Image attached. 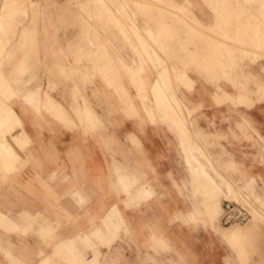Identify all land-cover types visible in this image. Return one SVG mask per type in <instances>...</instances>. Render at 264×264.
I'll use <instances>...</instances> for the list:
<instances>
[{"label":"crops","instance_id":"crops-1","mask_svg":"<svg viewBox=\"0 0 264 264\" xmlns=\"http://www.w3.org/2000/svg\"><path fill=\"white\" fill-rule=\"evenodd\" d=\"M171 5L186 15L166 17L167 7L157 2L153 16L137 28L154 31L157 44L176 59L166 65L176 73L201 52L193 47L175 52V44L211 42L217 19L203 0H171ZM56 15L36 39L41 54L18 55L12 63L27 72L14 77L13 95L6 100L21 126L0 131V141L15 153L11 163L0 153V264H244L247 251L240 242L264 238V220L243 205L250 220L223 225L219 195L227 191L237 198L246 189L264 206V98L235 103L241 113L229 114L228 100L214 97L217 86L229 87L222 82L213 87L207 80L211 64L204 59L186 69L193 83L183 91L202 108L195 118L179 122L178 116L159 113L166 106L178 113L164 77L143 76L158 54L146 56L142 48L139 60L131 45L139 46L134 34L122 36L107 28L110 23L103 32L95 27L85 34L72 13L63 21ZM141 66L144 85L129 79ZM103 69L107 78L100 76ZM115 74L139 113L124 107ZM215 96L240 97L221 90ZM51 101L67 113L66 123L51 113ZM83 101L93 114L81 123L73 109ZM228 171L237 179L227 177ZM123 186L132 187L130 195ZM215 213L221 214L217 221ZM106 216L109 225L119 221L124 231L107 245L95 236L85 242L84 235L96 230L110 238L102 223ZM256 242L253 250L259 252ZM251 264H260V258Z\"/></svg>","mask_w":264,"mask_h":264},{"label":"rangeland","instance_id":"rangeland-1","mask_svg":"<svg viewBox=\"0 0 264 264\" xmlns=\"http://www.w3.org/2000/svg\"><path fill=\"white\" fill-rule=\"evenodd\" d=\"M203 1L210 7L213 16L217 19V25L213 26L211 30L213 40L211 42L201 40V42L186 41L177 43L175 44L177 47L173 46L174 51L184 52L190 47L200 51V56L197 54L195 57H191V62L187 63L185 68L191 70L192 66H197L200 63L203 64L204 59L209 61L211 64V73L207 75V80L211 81L213 87L214 85H219L220 82H222V84L225 83L229 87L227 90L229 92H227L217 86V90L214 93L215 99L217 102L224 101L225 99L228 100L230 104L229 107L232 108L229 109V114L241 113V111L238 110L239 105L236 106L235 103L245 102L249 97L253 96L255 98L257 97V100L264 98V0ZM60 2L64 3V5L58 4ZM157 2L164 3L165 8L167 7L168 12L165 11L166 17H179L180 14L183 16L186 15L185 10L176 9L174 11L171 0H0V94L2 93L4 99L3 102L0 101V131L10 133L16 126H21L19 119L15 115L12 107L6 103V100L10 99L13 95L11 84L18 76L25 74L27 68L23 67L22 64L18 67L17 64L12 65V63L19 58L18 55L22 56L23 54L27 59L29 55L41 54L39 42H37L36 39L38 35L45 32V28L51 23L53 13H56L58 15H56L57 19H61L62 21L68 17V14L72 13L74 19H81V24L83 23V25H80V27L85 34L91 33L95 27L100 28V32H103L104 29L101 28L108 26L109 23L110 25L107 28L113 29V31L115 29V31L122 36L131 33L134 34L138 40L139 46L131 45L135 53H137L139 60H141V50L139 49L142 48L144 50L142 52H145L146 56L159 55L156 56L157 58L155 57L157 59L155 62L153 59L150 61L151 67L147 68L146 74L143 76L147 77L148 80L153 77L154 74H156L155 80L163 76L167 87V93L172 99L175 98L174 106L178 111L177 114L168 106L165 107L164 111L163 108H160L159 113L178 116L179 122H183L182 119L195 118V116L200 113L202 107L193 105L183 93L184 90L188 91L186 86L192 87L193 83V81H188L186 69H184V67L181 69L179 68L181 72H179L180 70L178 69L176 73L175 70L172 69V66L168 69V64H172L175 58L157 44L154 31L149 28L147 30L143 28L139 30L137 28L139 26V21L147 23V19L153 16L156 12L155 3ZM110 8L112 11H110ZM173 11L175 14L172 13ZM141 33L146 37L147 41L141 37ZM156 49H159V51L157 52ZM13 55L16 57H13ZM206 55L208 57H206ZM157 64H159V70H157ZM2 67L3 71L1 70ZM225 67L227 68L224 72L225 74L220 73ZM75 71H77V69H75ZM142 71V66L141 68L138 67L137 71L130 74L129 79L131 78L133 81L141 80L144 85V77L141 75ZM242 71L246 72L242 73ZM254 71L257 72L254 73ZM63 73L62 76L66 78L67 73L65 71ZM100 74L101 77L107 78V69L101 70ZM91 76H93V74L83 75L85 79ZM120 76L119 74L113 75L116 90L122 88ZM14 77L16 79H14ZM252 87L254 88L252 89ZM220 90L221 94H224V96L229 94L232 96L240 95V97L235 101H229L227 98L219 99L215 94H220ZM123 93L126 96H124V98H126L124 107H127L132 113H139L137 107L132 105V102L126 101L129 99L124 90ZM35 96L37 100L40 101L38 95ZM50 107L51 113L60 121L66 123L68 119L67 113H65L63 109H60L53 101H51ZM242 107L247 108L245 104ZM36 108H40L38 104ZM143 108V111L147 113L145 106H143ZM73 110L74 114L80 118L81 123H83V119L85 121H91L93 112L86 105L85 101H83L81 107L77 106ZM150 114H152V111ZM184 124L185 126L187 125L186 122H184ZM179 125L182 128L184 127L183 124L179 123ZM189 125L192 127L193 122H189L187 126ZM0 153L6 160H9L10 163L15 156L11 146L7 144L5 140L0 141ZM226 176L233 180L237 179L232 171H228ZM254 186V190L260 193L261 190L257 184ZM131 188L130 186H123V190L128 195L131 194V191H129ZM231 192L233 193V191ZM223 194H220L219 198L222 201L224 197V210L228 212L229 207H231V210L235 211L238 215L231 223L224 224L221 220L223 225L228 226L233 223H239L242 226L245 225L250 220L251 216L248 211L251 210L254 212V209L262 215L264 220V206H261L255 200L253 194H251L249 190L241 189L237 198L235 196H230L227 191H224ZM243 205L249 208V210ZM220 216L221 214L218 215L215 213L213 221H217ZM259 221L260 219L254 216V222ZM109 222L107 216L102 221L107 233H111V236H107L110 238H105L106 236L101 234L102 232L100 230H96V233L90 236L84 235L83 240L85 242H91V238L95 236L99 242L104 245L115 240L118 231H124V227L120 225L121 222L119 221L115 226L109 225L111 223ZM260 225L264 227V224ZM237 228L239 229L240 227ZM262 238L260 236V238L257 237V239L254 237L253 239L248 238L245 240L243 238L244 240H241V245L247 251V258L244 255V258L247 259L246 262H243L244 264H251L253 257L260 258V264H264V238ZM257 240L259 241V252L253 250L258 244L256 242ZM225 242L235 250L234 244L228 241ZM238 253L236 251V254ZM240 262L242 261L240 260Z\"/></svg>","mask_w":264,"mask_h":264},{"label":"built area","instance_id":"built-area-1","mask_svg":"<svg viewBox=\"0 0 264 264\" xmlns=\"http://www.w3.org/2000/svg\"><path fill=\"white\" fill-rule=\"evenodd\" d=\"M243 208V207H242ZM226 212V210H225ZM238 217V215L235 213V211L231 210V207H229V211L226 212L223 216H222V222L224 224L226 223H231V221H233L234 218Z\"/></svg>","mask_w":264,"mask_h":264},{"label":"bare ground","instance_id":"bare-ground-1","mask_svg":"<svg viewBox=\"0 0 264 264\" xmlns=\"http://www.w3.org/2000/svg\"><path fill=\"white\" fill-rule=\"evenodd\" d=\"M104 2H105V1H104ZM244 20H245V19H244ZM244 29H245V28H244ZM226 47H227V46H226ZM227 48H228V47H227ZM92 49H93V48H92ZM152 49H153V48H152ZM157 56H159V55H157ZM160 56H161V55H160ZM78 57H79V56H78ZM155 57H156V56H155ZM155 57H154V59H153L154 62L157 60V59H156L157 57H156V58H155ZM160 59H161V58H160ZM154 67H156V66H154ZM163 67H164V66H163ZM155 72H156V71H155ZM154 75H155V74H154ZM161 80H162V79H161ZM183 83H184V82H183ZM154 84H156V83L154 82ZM157 86H158V85H157ZM153 87H154V86H153ZM157 88H158V87H157ZM6 91H7V90H6ZM157 98H158V96H157ZM217 207H218V205L216 206V208H217ZM218 209H219V207H218ZM218 209H217V210H218ZM210 210H211V209H210ZM221 210H222V209H221ZM117 214H118V213H117ZM210 215H211V214H210ZM119 219H120V218H119ZM216 225H217V224H216ZM235 225H236V224H235ZM217 226H218V225H217ZM237 226H238V225H237ZM235 227H236V226H235ZM232 228H233V227H232ZM237 229H238V228H237ZM232 230H233V229H232ZM232 230H230V232H232ZM220 231H221V230H220ZM222 232H223V231H222ZM230 232H227V233L229 234ZM225 233H226V232H225ZM239 233H240V230H239ZM228 234H227V235H228ZM222 235H223V234H222ZM227 235H226V236H227ZM236 235H237V233H236ZM226 236H225V237H226ZM231 236H232V235H231ZM233 236H234V233H233ZM237 236H238V235H237ZM237 236H236V237H237ZM240 236H241V235H240ZM60 256H61V254H60Z\"/></svg>","mask_w":264,"mask_h":264}]
</instances>
